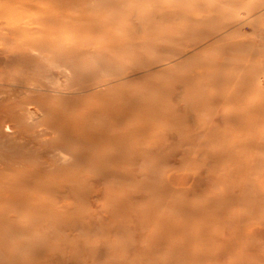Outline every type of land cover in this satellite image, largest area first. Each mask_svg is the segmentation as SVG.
I'll return each mask as SVG.
<instances>
[{
  "label": "rangeland",
  "instance_id": "1",
  "mask_svg": "<svg viewBox=\"0 0 264 264\" xmlns=\"http://www.w3.org/2000/svg\"><path fill=\"white\" fill-rule=\"evenodd\" d=\"M197 1L201 6L198 10L192 9L191 16L203 17L205 22L194 25L193 36L191 30H175L183 36V42L165 52L172 57L166 58L156 50L149 58L159 59L158 63L130 73L132 65L118 63L114 70L125 71L127 75L114 78L95 72L99 66L90 58L86 63L88 75L103 82L79 89L70 87L79 83L80 74L71 71L72 75L70 69L58 67L61 61L57 60L31 81L35 87L34 83L30 84L34 88L30 95L34 102L38 99L48 104L49 119L34 113L41 121L28 126L26 131L20 130L26 137L35 134L36 138L27 141L25 147L28 148L26 156L35 165L52 155L51 166L40 177V180H49L51 190L37 194L34 201L42 202L46 209L35 211L31 216L33 220H27L26 214L8 218L0 214V264H146L145 260L147 264L158 261L157 264H264V123L256 124L254 129H247L239 122L235 124L231 117L242 110L240 103L234 102L228 94L230 91L238 94L240 82L246 88L248 84L247 98L252 101L253 112L243 114V120L264 119V0ZM5 4L0 0V12L8 6ZM80 4L108 6L111 1L81 0ZM135 4L133 2V8L138 6ZM163 5L151 8L160 21L168 14L173 27L186 22L181 17L172 18L166 11L172 13L173 7L165 5V9ZM122 12L115 11L114 15L121 16ZM30 14L36 17L41 11ZM1 51L0 60L4 55ZM16 67L0 61V70L7 74ZM169 74H190L189 86L196 89L201 86L199 78L218 79V83L214 85L210 81L206 90L193 91L196 98L191 103L181 100L182 82L166 84L170 89L166 92L167 107L178 105L179 112L186 117L185 122L175 124L190 129L169 125L171 120L167 122L166 114L151 117L158 121L155 123H160V129L153 126L144 141L147 147L143 159L139 160L146 165L144 180L133 175L132 168L138 158L130 157L131 160L128 158L115 167L103 163V155L109 156L112 150L104 139L128 131L127 124L147 115L144 111L124 117L118 115L119 119L97 112L88 122L84 121L78 131L81 137L87 135L90 151L87 160L85 156L78 160L85 137L82 142L78 139L71 143L72 136H68L70 141L61 154L51 144L65 130L60 123L63 115L69 114L70 119L81 121L85 110L103 107L105 95L114 94L124 85H129L133 93L137 90L140 94H135L137 101L149 103V91L162 85L164 75ZM226 79L231 81L227 83ZM9 88L16 92L9 94ZM0 89V158L4 157L3 161L14 167L22 166L19 161L22 135L14 136L15 129H6L5 125L11 121L9 111L20 107L19 97L13 99V96L21 93L24 86L17 87L4 80L0 81ZM28 116L25 111L17 118L29 124L32 118ZM43 131H47L46 138L43 137L46 141L41 136ZM46 145L52 151L46 153ZM139 147L135 151L141 150ZM35 167L40 169L38 164ZM114 171L120 176L114 178ZM112 179L121 180L115 186L131 192L133 201L117 193L115 186L110 190ZM139 199L144 206L142 211L135 206L134 201ZM138 222H142L141 227ZM37 231L42 233L41 237L37 236ZM66 231H69L67 235Z\"/></svg>",
  "mask_w": 264,
  "mask_h": 264
},
{
  "label": "bare ground",
  "instance_id": "2",
  "mask_svg": "<svg viewBox=\"0 0 264 264\" xmlns=\"http://www.w3.org/2000/svg\"><path fill=\"white\" fill-rule=\"evenodd\" d=\"M1 1L3 3H6L5 5L8 6L1 8V12H0V19L2 20V26H0V50H2L1 53L4 54L2 60L0 61L10 66L16 65L17 67L14 70L7 71L8 74L3 70H0V81L5 80L7 81V83L13 84L14 86L17 87L24 86V89L21 90V93H19L18 95L16 94V96H13V99L19 97L18 101L20 107H15V109H12L11 107L12 110L9 111L11 115L10 124L5 125L7 126L6 129H15L13 131L14 136L15 135L21 136L23 134L21 130L26 131L25 129H27L28 126L34 125L36 121H41V117L44 118V115H46L47 120L49 119L47 118V114L49 113L48 104L43 100H38V99H35L37 100V102H34L33 100L34 98L32 97V95H30L34 89L30 85L31 83L34 82L31 81L35 77L41 75L43 72H46V70L49 69L48 64L56 63V61L59 60L61 62L58 65V67H63V69H68V70L70 69V72L72 71L74 74L76 73L80 74L79 83L73 87H70L74 89H79L82 88L83 86L100 83L101 81V80L93 79L90 75H88L89 73L86 70V65H87L86 63L90 58L94 59L95 63L98 64L99 66L98 70H94L95 72H99L100 74L102 73L101 75H110L111 78L121 77L127 75V73H125V71H121L122 72L121 73L118 72L117 70H114V66L116 64L125 62L126 66L132 65L133 68H130V70L128 71V73H130L133 69H140L158 63L159 59L152 60L149 58V55L156 50L159 51V53H161V55L166 58L172 57L169 56L172 54H169V52L166 54L165 52L168 49H170L172 45L175 46L179 42H183V36L180 34V32H175V30L176 29L179 31L191 30V33L190 32L187 33H190L192 35L193 34L192 30L195 29L194 25L205 22L204 20H202L203 17L199 19H195L193 18V15L191 16V10L192 9L198 10L201 6V5L199 6L200 3L197 0H193V1L189 0L186 2H181L180 0H110L111 4L108 6H103V5L82 6V4H80L81 0H1ZM133 2H136L135 5L138 6L133 8L132 7ZM161 3L164 4L163 6L165 7V9H166L165 5L173 7L172 13L169 10L166 11L172 16V18L175 19L177 17H181L184 18L186 22H183L184 24H182L179 27L176 26L173 27V25L167 18L168 14L165 15L163 21H160V17L156 18V13L155 11H152L151 8L152 7L154 8L156 7V4H161ZM140 4L142 5L141 8H140ZM84 7L86 9L88 7L91 8H88V10H83ZM71 10L75 11V13L71 14L69 12ZM118 10L123 11L121 16L114 15V12ZM32 11H41V14L36 17L30 16L31 15L30 13ZM188 36H189V40L193 41V39L189 34ZM145 60L146 62H144ZM23 73L25 74L23 75ZM212 73H215V71H212ZM4 74H6L7 76L5 77ZM88 78H91V80H89ZM199 79L200 80L198 82L201 83V86L197 87L196 89L189 86L190 74L182 75V76H171L170 74L168 76L164 75L163 81L160 82L162 83V85L158 84L159 86H156L154 87L155 89L149 91V99H148L149 103H145V104L137 101L136 95H140L136 93L137 90L134 91L135 93H133L129 90L128 88L129 85H124L120 87V89H118L117 92H115L114 94L105 95L106 99L103 107L94 106L92 110L89 109L85 110L83 114V120L81 121L77 122L75 120L70 119L69 114L63 115L62 119L60 120V123L65 130L62 132V135L58 134L57 137L54 139V141L53 142L51 141V144H53L55 149L58 150V152H60L61 154V152H63L64 149L66 148L65 144H67V142L70 141V139H68V136L73 137V138L71 137V143L77 141L78 139L79 141L81 140L82 142L83 138L85 137L84 143H81L83 145L81 152L82 154L78 155V160L81 158V156H85V159L87 160L89 159L90 156L89 154L90 151L87 148L89 147V144L87 143L88 142L87 135L81 137V131H78L81 128L82 126L81 124H83L84 121L88 122L92 117H94L97 114V112L107 113L110 116V119H117V118L119 119L118 115H123L124 117L131 113L139 114L141 111H144L145 113H147V115L139 116L143 118L135 121V123L127 124L128 131L119 132L104 139L106 140L105 145L108 147H112V150L109 156L107 154L103 155V163H105L107 167L110 166L115 167V165H117L120 162H125L130 157L138 158L137 161H135L134 164L135 166L132 168L134 170L133 175L135 174L137 178L144 180L146 176L145 174L146 165H144L143 162L141 163L139 161L143 159V155H144L143 151L147 147L144 141L146 139L147 132L149 129H152L153 126L154 127L156 126L158 129H160L158 126V124L160 123H155L158 121L151 117H158L160 115L166 114L168 116L167 122L171 120L170 123H168L169 125L177 126L178 128L176 129H190L188 126H184L182 124L179 125L175 124L177 122L178 123L185 122L186 117L179 112L180 110L178 105L171 108L167 107V103L165 102V99L168 94L166 92H168L170 89L168 88V86H166V84L167 83L173 84L174 81L179 83L182 82L181 85L182 86L184 85L183 86L184 90L180 94L181 100L185 101L186 103L187 102L191 103L193 99L196 98V96H193V91L196 90V92L200 93L201 91L206 90L207 88L205 87L208 85L210 81L214 85L218 83V79L216 80L213 79L209 81H204L202 78ZM230 81H231L230 79L228 80L226 79L227 83H229ZM232 81L234 82V80ZM241 83L242 82H240L238 86L239 89V91L237 92L238 94L235 95V93L232 91H230L229 93L226 92L229 95H232L231 99L234 102L238 101V103H240L239 106H241V110H242L234 114V116L231 118L235 122V124L239 122L238 124L246 125L247 129H254V126L256 124L264 123V119L254 118L251 121L243 120V114L245 113L249 114L252 113L253 111L250 108L251 107L250 104L252 101H250V99L247 98V94L249 93L248 84H246L247 85L246 88V86ZM34 87H35V83H34ZM9 91H10L9 94L15 93L16 89H11ZM1 96L4 99V95ZM242 96H245V98L242 99ZM71 104L74 105L73 103ZM25 111L26 112L28 111L29 113L28 117L32 118L29 121V124L28 123L24 124V122L21 119L17 118L19 114ZM258 112L259 111H257V113ZM34 113L40 114L41 117L38 118ZM240 120L242 121V123ZM44 123L47 126V123L46 122ZM11 131L12 130H10L9 132ZM46 132L47 131H43L41 135L43 141H46L45 139L46 138L45 136L47 134ZM27 136L28 137H26V135L21 136L22 137L21 140L23 141H21L20 144L23 146V149L19 150L21 157L19 161L21 162V164H23L22 166L14 167L8 163H5L3 161L4 157L0 158V214H2L7 218L8 216L16 217L15 215L26 214L27 220L28 219L33 220L31 218V216L33 217L32 214L35 211H41L43 210V208H45L42 202L40 201L35 202L34 199L38 198L36 196L39 192L43 193V192H48V190H51L49 189V187L51 186L49 180L47 179L40 180V177L43 175L46 169L49 166H51L52 155H49V158H46L44 161L38 162L37 164L40 166V169L37 170V168L35 167L37 164L35 165L33 160L30 161L26 156V152H27L26 150L28 148L25 149L28 142L30 140L32 141L36 137L34 133ZM237 144H240V142H237ZM244 145L245 144L243 143L242 146L244 147ZM137 147H139L138 149L141 150L135 151ZM45 150L47 153L50 152L51 149L46 145ZM135 155H137V157ZM62 159L63 161L64 159L66 160V158H62ZM112 174L114 178L120 176V175H116L117 171H114V173ZM127 174L129 175V172ZM127 174L124 175L127 176ZM119 181L121 180L115 181L114 179H112L111 182L113 184L111 183L109 187L110 190L114 189L116 182L118 183ZM115 189L117 193L121 194L122 196H125V198H128L129 200H132V196H130L131 192H128L123 189H119L116 186ZM141 200L139 199L138 201H134V202H137L135 206L139 207V209L142 211L144 210V206L142 205ZM139 201L141 202L139 203ZM66 206H68V204ZM73 214L74 213H72V215ZM14 221L12 222L13 224ZM16 222H21V221L17 220ZM140 223L142 222H138V226H140L139 225ZM43 224L44 226H46L45 222ZM48 229L49 228H47V230ZM61 229L63 228L61 227ZM52 231L53 230H50L51 233H54ZM173 231L171 232V235H174ZM56 232L59 233L58 231ZM66 232L65 234L67 235L69 231L67 233ZM38 234H40L41 237L42 233L38 232L37 236ZM59 236L56 237V240L57 238H59ZM170 237L171 236L168 237L164 236V238L167 239ZM66 239L68 240L69 238ZM66 239H64L65 242H67ZM44 240L46 241V239ZM42 242H40V244ZM72 242L73 241H71V244ZM73 243H74L73 245H75V242ZM162 244L161 245L164 246V243ZM32 245H36V244L33 243ZM145 251L146 250L144 249V252ZM149 251L150 250L148 249V252ZM69 252L70 251H68V253ZM177 253L178 250L176 254ZM194 253L196 252L194 251ZM192 256L193 255L191 254V258ZM182 257L184 258V256ZM174 258H176V255H174ZM191 258H188V261L194 259L195 257H193L192 259ZM196 259L197 258H195V261H197ZM188 261L187 262L184 261V262L188 263ZM145 262L146 264L148 263V261L146 260ZM157 263H159V261Z\"/></svg>",
  "mask_w": 264,
  "mask_h": 264
}]
</instances>
